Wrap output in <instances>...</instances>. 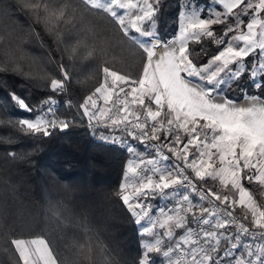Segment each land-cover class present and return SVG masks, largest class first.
Returning <instances> with one entry per match:
<instances>
[{"label":"snow or ice","instance_id":"snow-or-ice-1","mask_svg":"<svg viewBox=\"0 0 264 264\" xmlns=\"http://www.w3.org/2000/svg\"><path fill=\"white\" fill-rule=\"evenodd\" d=\"M213 2L215 9L202 8L198 0H180L173 37L159 29L163 0H8L2 5L5 15L31 21L43 44L35 30L42 25L57 48L63 45L62 52L72 58L82 50L85 58L97 54L88 45L89 34L98 35L97 26L82 30L84 14L110 17L141 58L135 74L101 65L99 86L78 106L94 133L100 127L121 133L111 142L125 146L132 157L123 167L116 194L140 229L135 255L93 244L87 221L58 201H48L41 209L45 228L39 235H13L8 219L24 215L25 206L20 202L13 213L5 201L0 204V233L6 237L3 252L13 264H81L82 259L96 264L97 253L99 264H264V205L243 182L258 185L264 194V0ZM5 55L16 63L14 53ZM14 71L26 76L18 65ZM245 80L254 92L246 90ZM70 82L61 61L59 75L44 85L54 95L39 104L8 89L0 98V126L33 138L68 130L77 115L60 116L55 97L63 95ZM234 91L244 94L245 103L229 98ZM66 107L70 112V100ZM16 109L30 117L17 118ZM0 142L11 144L12 139ZM27 155L8 151L2 161L14 164ZM153 200L168 203L154 208ZM238 208L244 210L241 215ZM27 215L34 223L31 211ZM69 227L84 229L88 239L80 243L73 236L72 259L49 238Z\"/></svg>","mask_w":264,"mask_h":264},{"label":"trees","instance_id":"trees-1","mask_svg":"<svg viewBox=\"0 0 264 264\" xmlns=\"http://www.w3.org/2000/svg\"><path fill=\"white\" fill-rule=\"evenodd\" d=\"M7 2L0 0V98L6 97L8 89H11L31 104H39L42 99L54 95L44 85L50 82L52 75H59V62L62 61L71 74V82L63 95L55 97L59 101L58 114L77 115L74 126L64 132L57 130L48 138H33L17 132L11 126H0V140L12 139L11 144L0 142V204L7 201L13 213L20 202L25 206L24 215H13L8 219V224L14 229L13 235L25 238L39 235L45 228L41 209L48 201H58L73 216L87 221L93 234V244L118 247L131 257L140 246V231L116 194L123 167L130 154L119 143L97 138V132L101 131L94 133L85 129L82 109L78 106L99 84L103 75L101 65L107 63L118 71L135 74L139 70L140 54L131 43L122 39V34L110 17L85 13L81 29L97 26L98 35L88 36L89 48L94 46L97 54L94 58H85L82 50L80 56L72 58L67 52H62L63 45L57 48L42 25H35V30L44 38L43 44L30 27L31 21L22 16L17 19L14 13L5 15L6 9L2 5ZM179 2L163 0L159 29L165 37H171L175 31ZM214 27L222 34L221 26ZM206 47L210 52L215 51L214 45ZM5 53H14L16 63H11ZM52 57H55L56 63L52 62ZM17 65L26 76L16 74L14 69ZM245 88L249 93L255 91L247 80ZM228 96L239 99L244 94L234 91L229 92ZM69 100L73 104L70 112L66 107ZM9 111H12L11 103ZM14 115L17 118L30 117L29 113L19 109L14 111ZM130 142L140 148L135 141ZM8 151L29 155L14 164H4L2 157ZM5 180L8 184L4 183ZM243 182L253 192L257 202L264 205V194L259 191V186ZM215 183L218 186V181ZM28 211L36 217L34 223L27 215ZM237 215H241L239 208ZM74 235L80 243L88 242L82 228L69 227L63 233L54 231L49 238L53 247L63 256L72 259ZM5 244L6 237L0 233V264H13L12 259L3 252ZM7 244L18 261V254L10 246V240H7ZM81 264H89V261L82 259ZM96 264H99L98 253Z\"/></svg>","mask_w":264,"mask_h":264},{"label":"crops","instance_id":"crops-1","mask_svg":"<svg viewBox=\"0 0 264 264\" xmlns=\"http://www.w3.org/2000/svg\"><path fill=\"white\" fill-rule=\"evenodd\" d=\"M198 2H199V4L206 5V7H202V8H212V9H215V8L217 7V5L213 2V0H198ZM177 17H178V13H177ZM177 27H178V19H177V21H176V28H175V31H174V33H173V35H172L171 37H173L174 35L177 34ZM137 38L140 39V37H137ZM98 86H99V84H97V85L93 88V90H92L91 92H93V91L95 90V88L98 87ZM91 92H90V93H91ZM90 93H89V94H90ZM230 99H231V98H230ZM231 100L236 101V102L241 103V104L245 103V98H244V96L240 97L239 99H231ZM139 149H140V148H139ZM140 150L142 151V149H140ZM130 158H132L131 155H130ZM130 158H129V159H130ZM127 161H128V160H127ZM122 179H123V173H122V175H121V178H120V182H119V184L122 182ZM232 195H233L234 198H237V199H238V194H236V193H232ZM151 203H152L153 207L156 208V207L164 206L165 204L168 203V201H166V200H153V201H151ZM169 206H171V205H169ZM125 207H126V206H125ZM126 208H127V207H126ZM239 210H240V213H241V214L244 212L243 209H240V208H239ZM130 215H131V214H130ZM138 228H139V227H138ZM139 231H140V229H139Z\"/></svg>","mask_w":264,"mask_h":264},{"label":"built area","instance_id":"built-area-1","mask_svg":"<svg viewBox=\"0 0 264 264\" xmlns=\"http://www.w3.org/2000/svg\"><path fill=\"white\" fill-rule=\"evenodd\" d=\"M102 78H103V75H102V77H101V80H102ZM100 80V81H101ZM82 114H83V110H82ZM83 124H84V127H85V129H87L89 132H93V129L92 128H90L89 127V122H88V120H87V117H84L83 116ZM96 131H101V132H105V133H111V132H108L107 130H105L103 127H100V128H98ZM95 131V132H96ZM115 134H120L121 135V133H115ZM136 143H138L137 141H135ZM140 148L142 149V151H143V148L140 146Z\"/></svg>","mask_w":264,"mask_h":264},{"label":"rangeland","instance_id":"rangeland-1","mask_svg":"<svg viewBox=\"0 0 264 264\" xmlns=\"http://www.w3.org/2000/svg\"><path fill=\"white\" fill-rule=\"evenodd\" d=\"M200 6H201V7H206V5H203V4H200ZM102 135H106V136H108V137H109L108 141H111L112 136H113V135H116V134H114V133L97 132L96 137L99 138V139H102V138H101ZM102 140H103V139H102ZM140 149H141V148H140ZM128 160H129V159H128Z\"/></svg>","mask_w":264,"mask_h":264}]
</instances>
